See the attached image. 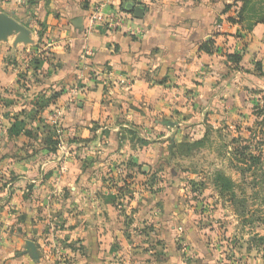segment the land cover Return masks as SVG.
Here are the masks:
<instances>
[{"label": "crops", "instance_id": "obj_1", "mask_svg": "<svg viewBox=\"0 0 264 264\" xmlns=\"http://www.w3.org/2000/svg\"><path fill=\"white\" fill-rule=\"evenodd\" d=\"M96 4L105 19L92 25ZM254 6L0 0L30 41L0 42V264H259L186 182L204 123H241L264 91V0Z\"/></svg>", "mask_w": 264, "mask_h": 264}, {"label": "rangeland", "instance_id": "obj_2", "mask_svg": "<svg viewBox=\"0 0 264 264\" xmlns=\"http://www.w3.org/2000/svg\"><path fill=\"white\" fill-rule=\"evenodd\" d=\"M251 96L241 123L217 129L204 123L203 137L191 144L201 151L188 164L196 177L186 182L194 199L209 200L207 213L222 217L217 228L230 230L227 243L242 245L245 254L264 264V91L252 89ZM56 146L61 147L58 140Z\"/></svg>", "mask_w": 264, "mask_h": 264}, {"label": "water", "instance_id": "obj_3", "mask_svg": "<svg viewBox=\"0 0 264 264\" xmlns=\"http://www.w3.org/2000/svg\"><path fill=\"white\" fill-rule=\"evenodd\" d=\"M123 9L125 10H134V13L139 14L142 10V7L136 6L134 7V3L128 2L123 5ZM76 27H80L79 21L73 24ZM12 34H18V38L16 40V43H23L28 44L30 43L28 38V31L19 25L17 22H15L13 19L5 16L0 15V42L6 41L7 37ZM26 246L28 249H34V246L31 242H27Z\"/></svg>", "mask_w": 264, "mask_h": 264}, {"label": "built area", "instance_id": "obj_4", "mask_svg": "<svg viewBox=\"0 0 264 264\" xmlns=\"http://www.w3.org/2000/svg\"><path fill=\"white\" fill-rule=\"evenodd\" d=\"M110 20L108 23V25L110 26H114L117 23L113 20L112 16H109ZM104 17L101 14V6L99 4H96L93 8H92V14L89 17V22L94 25L96 22H103L104 21ZM219 28V26L217 27ZM217 51L216 47L214 45L213 47V52ZM60 117H61V112L59 110H55L52 114H51V118H50V124L53 127V130L55 132V137L58 141H61L62 139V127L60 124ZM111 183V182H110Z\"/></svg>", "mask_w": 264, "mask_h": 264}, {"label": "trees", "instance_id": "obj_5", "mask_svg": "<svg viewBox=\"0 0 264 264\" xmlns=\"http://www.w3.org/2000/svg\"><path fill=\"white\" fill-rule=\"evenodd\" d=\"M242 1L244 3H246V4L247 3L250 4L252 2V7L250 9H255L254 5H256V0H242ZM239 17H240V14L238 13L237 16H236V19L228 18V22L237 23V22H239L238 21ZM258 20H260V21L264 20V12H262L261 15H259ZM213 47H214V44H213L212 41H208L203 46H201V48L205 52H207L208 54H212L213 53ZM226 58H227L228 61H230V62H232V63L237 65L241 61V54H237V53L228 54V55H226ZM30 64H31L30 67L32 69H35L36 61H31Z\"/></svg>", "mask_w": 264, "mask_h": 264}]
</instances>
